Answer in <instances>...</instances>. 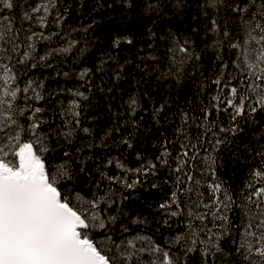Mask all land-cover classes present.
<instances>
[{
  "label": "snow or ice",
  "instance_id": "obj_1",
  "mask_svg": "<svg viewBox=\"0 0 264 264\" xmlns=\"http://www.w3.org/2000/svg\"><path fill=\"white\" fill-rule=\"evenodd\" d=\"M0 264H264V0H0Z\"/></svg>",
  "mask_w": 264,
  "mask_h": 264
},
{
  "label": "trees",
  "instance_id": "obj_2",
  "mask_svg": "<svg viewBox=\"0 0 264 264\" xmlns=\"http://www.w3.org/2000/svg\"><path fill=\"white\" fill-rule=\"evenodd\" d=\"M101 103H103V101H100Z\"/></svg>",
  "mask_w": 264,
  "mask_h": 264
}]
</instances>
